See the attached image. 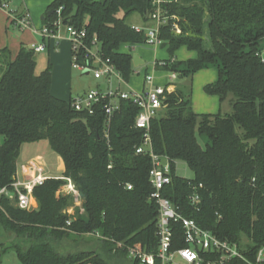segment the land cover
Listing matches in <instances>:
<instances>
[{
    "label": "trees",
    "instance_id": "trees-1",
    "mask_svg": "<svg viewBox=\"0 0 264 264\" xmlns=\"http://www.w3.org/2000/svg\"><path fill=\"white\" fill-rule=\"evenodd\" d=\"M163 7L182 20V34L175 35L172 19L161 28L170 59L156 62V69L189 78L214 68L217 80L205 91L221 104L231 98L232 107L231 113L198 114L188 91L177 87L168 96L150 129L154 153L171 163L172 182L163 196L183 218L257 251L264 245V0H177ZM153 10L152 0H54L43 26L54 29L61 19L64 26L86 30V46L93 49L97 38L102 59L127 82L133 54L122 48L147 38L127 19L139 13L149 22ZM183 47L196 57L178 61L175 54ZM36 54L23 45L13 59L9 49H0V189L12 184L22 146L47 141L63 162L62 178L78 189L84 211L67 213L73 198L62 194V178L35 188L37 209H20L4 197L0 230L8 242H0V249L14 252L21 264H142L130 259V248L157 256L159 207L150 201L151 158L136 152L144 138L135 126L138 106L121 101L109 125L103 105L94 114L75 110L72 99L52 94L51 66L38 74ZM87 61L82 50L75 63ZM176 161L185 162L194 178L180 177ZM196 192L197 207L191 203ZM171 228L172 251L185 248L182 224ZM82 236L96 237L100 246L74 247ZM155 264L162 261L156 258Z\"/></svg>",
    "mask_w": 264,
    "mask_h": 264
},
{
    "label": "built area",
    "instance_id": "built-area-1",
    "mask_svg": "<svg viewBox=\"0 0 264 264\" xmlns=\"http://www.w3.org/2000/svg\"><path fill=\"white\" fill-rule=\"evenodd\" d=\"M166 2L168 1L152 0L154 10L150 14V19L154 23L153 27L133 26L136 32L146 33V43L156 47L163 45L160 37L161 28L167 25L170 19L177 18L168 16L167 10L163 7ZM0 8L7 10L9 3L0 1ZM60 12L61 10L58 13L60 14ZM9 13L11 24L17 29L24 30L30 26L29 13L26 12L19 16L15 15V11H9ZM60 24L63 25L61 19L54 24V29L46 26L42 27V37L44 39L61 40L58 35ZM65 27L76 53L74 60H77V55L82 50H85L88 60L83 65L75 63V68L83 72H93L95 79L105 78L109 85H112L113 82H125L115 66L109 60L105 61L100 56L97 49L99 44L97 38L92 41L94 48L90 49L86 46V30H79L73 26ZM174 28L180 32L177 25L174 24ZM31 48L35 53H41L46 50L47 46L45 44H33ZM94 63H97L98 67H94ZM159 65H164V63L160 62ZM178 80L177 73H170L167 84L159 86L155 84L156 78L154 76L147 75L142 93L121 92L120 89L113 90L109 86L106 90L93 89L72 99L73 108L79 112L87 111L94 114L95 108L103 105L107 116V125H109L114 113L120 109L121 101H131L139 108L135 126L144 131V138L143 143L137 148L136 152L137 154L148 155L151 158L150 177L155 191L151 195L150 201H155L159 207L158 236L160 241L157 256L130 248L128 251L129 257L132 260H139L142 264H155L156 258H159L162 264H264V245L254 251L246 241L239 243L221 240L212 232L198 226L194 220L183 218L178 213L175 205L163 196V189L172 182L170 176L171 163L167 157L154 153L150 129L152 120L167 108L168 96L177 89ZM62 179L66 181L62 187V194L73 198V205L68 208L67 213L74 217L78 209L81 213L84 211L82 198L71 179ZM47 180L45 168L39 162L18 166L12 184L9 187L0 189V201L5 197L20 209H37L38 201L34 196V190L36 187L42 186ZM200 187L203 186L200 185ZM128 189L131 190L132 186L129 185ZM191 203L195 207L200 203V196L197 192L191 197ZM173 222L182 224L184 240L187 245L185 248L176 251H172L173 232L171 224ZM71 223L72 220L67 222L68 225H71Z\"/></svg>",
    "mask_w": 264,
    "mask_h": 264
},
{
    "label": "rangeland",
    "instance_id": "rangeland-1",
    "mask_svg": "<svg viewBox=\"0 0 264 264\" xmlns=\"http://www.w3.org/2000/svg\"><path fill=\"white\" fill-rule=\"evenodd\" d=\"M40 0H29L30 7L32 3H36ZM176 1V0H169ZM38 4V3H37ZM34 7V5H33ZM16 11V4L9 2V8L7 11ZM32 14V15H31ZM30 26L27 29L21 30L12 29V22L6 20V24L3 30V39L11 38L12 40H19V47L26 46L28 49L31 45L44 39L41 34L42 23L41 17L45 14H39L38 10L31 12ZM175 25L178 26L180 32L174 28L176 36L182 34L179 22H182L180 18L173 19ZM142 16L139 13H134L128 17L127 22L131 25H141ZM44 27V26H43ZM22 31H24L22 33ZM21 32V33H20ZM58 35L63 39V45L59 49H51V52H43L36 55L37 59V72L44 71L48 66H53V84L52 91L57 95L63 96L66 101H69V94L72 93V97H75L78 93L82 94L97 87L102 90H106L109 86L114 89H120L121 92H137L142 93L145 84V77L147 75L154 76L156 78V85L164 86L167 84L170 73L157 70L156 62L165 61L170 59L168 47H156L148 43L140 44L137 46H124L123 52L137 54L145 62L143 66L135 67L134 72L131 74L129 81L127 82H113L109 85L105 78L95 79L94 73L84 75L83 71L74 67L76 55L73 50V44L68 38L66 27L62 24L59 26ZM9 38V39H10ZM48 39V38H47ZM47 41V40H46ZM7 47V46H5ZM0 48V49H4ZM18 47V48H19ZM7 49L10 50L9 47ZM175 57L178 61H188L194 59L196 54L189 52L186 48H180ZM94 67H98L97 63H94ZM217 80V71L214 68H207L198 71L189 78H179L177 81V87L183 91H188L191 94L192 108L198 114H226L231 113L232 107L230 100H226L221 104L220 98L217 96L209 95L205 91L207 84L213 83ZM55 95V94H54ZM3 142V138L0 137V144ZM201 145L204 146V142L201 141ZM24 160H34L39 162L46 171V177L48 179H61L63 177L64 167L61 158L51 149L47 141L38 143H26L22 146L19 163ZM177 174L186 179H193L194 173L189 169L187 164L183 161H176ZM83 214V212H82ZM0 242H8L7 237L3 231L0 230ZM25 248L26 245L22 244ZM100 246V242L93 236H82L78 242L74 244V247L78 249L87 248L93 249ZM1 250V249H0ZM15 262H18L15 260ZM131 264L130 262H128ZM21 264V263H17Z\"/></svg>",
    "mask_w": 264,
    "mask_h": 264
},
{
    "label": "crops",
    "instance_id": "crops-1",
    "mask_svg": "<svg viewBox=\"0 0 264 264\" xmlns=\"http://www.w3.org/2000/svg\"><path fill=\"white\" fill-rule=\"evenodd\" d=\"M53 1L54 0H40V1H37L36 3L35 2L32 3L31 4L32 7H30L29 0H10V2L16 4L17 10L16 11L14 10V11L16 12L15 15H17V16L22 15L26 12L29 13V15H30L33 10H38L39 14H42L45 11V14L41 17L42 27H43V21H44L42 18L46 15L48 7L50 6V4ZM166 1L170 2L169 0H166ZM33 5H34V7H33ZM31 15H30V17H31ZM142 19H143V21H142L141 25H132V26H139L142 28H149V27L154 26V23L151 20L149 22H146L143 17H142ZM6 20H8V21L10 20V13H9V11L0 8V48H3L5 46L9 47L11 50L10 52H11L12 58L14 59L17 56V54L19 53L21 47H19V45H18L19 44L18 39H17V41L15 39L12 40L10 37H9L10 39L9 38L3 39V30H4V26L6 24ZM12 29L15 31H18V30H16L17 28L14 27L13 25H12ZM23 32L24 31H22V33ZM34 44H45L47 46V48L44 52H47V51L51 52L52 51L51 49H53V48H55L57 50V49L62 47L63 39H61V40H56L54 38L41 39ZM7 47H5V48H7ZM41 53H43V52H41ZM37 54H39V53H37ZM51 67H52V84H53V66H51ZM142 87L144 88V86H142ZM97 89H101V88L97 87ZM52 94L53 95L55 94L54 96L59 98V99L66 100L63 96L57 95L55 92L53 93V91H52ZM82 94H84V93H82ZM82 94L78 93L76 96L82 95ZM68 98H69L68 100H71L74 98V97H72V93L69 94ZM228 100H230V104H231V98H228ZM32 162L34 163L36 161L24 160V161H20V163L18 165L23 166L27 163H32ZM63 167H64V165H63ZM15 260H17L18 262H15ZM17 263H21V262L14 252L3 253L2 250H0V264H17Z\"/></svg>",
    "mask_w": 264,
    "mask_h": 264
},
{
    "label": "water",
    "instance_id": "water-1",
    "mask_svg": "<svg viewBox=\"0 0 264 264\" xmlns=\"http://www.w3.org/2000/svg\"><path fill=\"white\" fill-rule=\"evenodd\" d=\"M53 14V11H49L46 16H44L42 19L44 20L45 17H50ZM133 64L135 67H140L143 66L145 64V62L140 58L139 55L135 54L133 55ZM84 75H89L90 72L89 71H85L83 72Z\"/></svg>",
    "mask_w": 264,
    "mask_h": 264
}]
</instances>
